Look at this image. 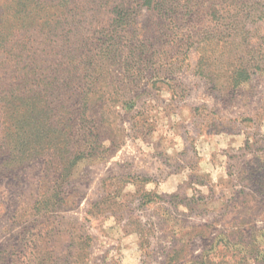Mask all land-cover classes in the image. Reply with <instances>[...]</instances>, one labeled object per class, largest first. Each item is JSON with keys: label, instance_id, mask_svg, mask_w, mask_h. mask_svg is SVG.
<instances>
[{"label": "rangeland", "instance_id": "obj_1", "mask_svg": "<svg viewBox=\"0 0 264 264\" xmlns=\"http://www.w3.org/2000/svg\"><path fill=\"white\" fill-rule=\"evenodd\" d=\"M221 37L116 74L109 150L0 177V264H264V0Z\"/></svg>", "mask_w": 264, "mask_h": 264}, {"label": "trees", "instance_id": "obj_2", "mask_svg": "<svg viewBox=\"0 0 264 264\" xmlns=\"http://www.w3.org/2000/svg\"><path fill=\"white\" fill-rule=\"evenodd\" d=\"M255 4L0 0V177L37 159L43 171L55 166L58 172L60 163L52 166L55 155L76 159L109 150L97 143L93 113L106 103L114 106L105 96L111 95L116 74L140 76L177 41L187 50L194 46L197 66L207 72V41L222 38L224 28L242 26ZM182 26L190 29L185 36L177 33Z\"/></svg>", "mask_w": 264, "mask_h": 264}]
</instances>
